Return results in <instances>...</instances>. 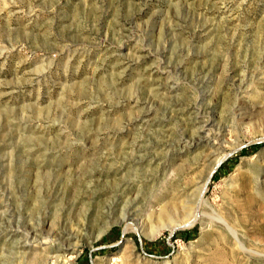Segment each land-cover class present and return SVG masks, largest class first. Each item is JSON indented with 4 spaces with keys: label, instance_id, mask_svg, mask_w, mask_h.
<instances>
[{
    "label": "rangeland",
    "instance_id": "374dc122",
    "mask_svg": "<svg viewBox=\"0 0 264 264\" xmlns=\"http://www.w3.org/2000/svg\"><path fill=\"white\" fill-rule=\"evenodd\" d=\"M0 264H264V0H0Z\"/></svg>",
    "mask_w": 264,
    "mask_h": 264
},
{
    "label": "bare ground",
    "instance_id": "6f19581e",
    "mask_svg": "<svg viewBox=\"0 0 264 264\" xmlns=\"http://www.w3.org/2000/svg\"><path fill=\"white\" fill-rule=\"evenodd\" d=\"M250 85V84H249ZM247 87V86H245ZM241 88L240 89V92H244V93H247L248 89L247 88ZM236 94V93H235ZM237 103V102H236ZM199 109V108H198ZM204 109V108H203ZM199 112V111H198ZM209 122H207L208 124ZM209 125V124H208ZM206 125V122H205V125L203 126H208ZM211 127V126H208V128ZM206 128V127H205ZM219 131V130H218ZM212 135V134H211ZM210 137V136H209ZM218 137V136H217ZM238 144V142H237ZM210 148H212V151H210L209 153V157H208V160L210 163V171L208 172V174L206 175V177L200 182V183H196L195 186L193 187V189L191 190H194L195 193L193 194H196V197H195V200L193 202H191L189 200V197L188 195L187 196H184V193H183V198L181 199L180 196L178 198H180V202L181 204L180 205H177L175 202L176 200L173 201V198L177 197L176 195L174 194H168L165 201L163 202V199H162V205L161 207L159 208V210L157 211L156 215L157 217H160V218H166V220H170V219H174L173 217L174 216H177V217H182L183 220H181L179 223L177 224H173V225H168V227L172 230L173 228H176V227H179V226H183V225H192L194 224L195 222L197 221H200L201 219V216L202 214L205 212L202 210V206L205 204V199H204V192L206 190V183L208 182L213 170H214V165L218 162V160L220 159L221 156H223L226 152V151H222V148L219 146L218 143H211V144H208ZM208 147V146H207ZM229 151V150H228ZM232 151V150H231ZM168 157V156H167ZM152 158V157H151ZM152 164V163H151ZM143 169V168H142ZM240 169V168H239ZM142 171V170H141ZM147 171V170H146ZM149 171V170H148ZM168 171V170H167ZM145 173V172H144ZM147 173V172H146ZM149 174V173H148ZM170 174V173H169ZM140 175V174H139ZM145 175V174H144ZM151 175V174H150ZM141 176V175H140ZM140 176L138 178H140ZM147 176V175H146ZM146 176H144L146 178ZM143 177V179H145ZM149 177V175L147 176ZM152 178V177H151ZM148 179V178H147ZM150 180V179H149ZM153 180V179H152ZM196 180V179H195ZM137 181V180H136ZM141 181V180H140ZM151 181V180H150ZM139 182V181H137ZM136 182V183H137ZM146 182V181H145ZM144 182V183H145ZM170 183V182H169ZM138 184V183H137ZM179 184V183H178ZM185 184V183H183ZM142 185V184H141ZM146 185V184H145ZM229 185V184H228ZM139 186V185H138ZM143 186V185H142ZM174 186V185H173ZM183 186V185H182ZM147 187V186H146ZM172 187V186H171ZM190 187V186H189ZM180 188V187H179ZM191 188V187H190ZM189 188V189H190ZM166 189V188H165ZM170 189V187H169ZM168 189V190H169ZM184 189V188H183ZM144 190V189H143ZM142 190V191H143ZM172 190V189H171ZM191 190H190V193H191ZM129 192V191H127ZM181 193V192H180ZM186 193V192H185ZM188 193V192H187ZM146 194V193H145ZM158 195V194H157ZM138 196V195H137ZM136 196V197H137ZM162 196V195H161ZM157 197V196H156ZM135 198V197H133ZM138 201V200H137ZM148 201V200H147ZM157 201V200H156ZM161 202V201H160ZM179 202V201H178ZM135 204V202H134ZM146 204V202H145ZM159 204V203H158ZM147 205V204H146ZM160 205V204H159ZM144 206V205H143ZM149 208V207H148ZM137 209V208H136ZM135 209V210H136ZM150 209V208H149ZM146 210V209H145ZM132 212V211H131ZM135 213V212H134ZM133 213V214H134ZM216 213V211H215ZM129 212L127 214H125L126 216H124V218L127 220V221H132V219L128 216ZM132 215V214H131ZM135 215V214H134ZM140 215V214H139ZM216 216V215H215ZM214 217V216H213ZM217 218H220L222 220V222L224 223V225L229 229L231 230L234 234H235V229L233 228V226H231V224H228L225 219H223L222 217H220V214L218 216H216ZM159 219V218H158ZM167 220V221H168ZM173 220H171L170 223H172ZM127 224V223H126ZM140 224V223H139ZM169 224V223H168ZM131 226V225H130ZM137 226V225H136ZM140 226V225H139ZM139 226H137L136 228H138ZM165 227V225H164ZM160 229V227H159ZM24 245V244H23ZM74 246V245H73ZM28 248V247H27ZM38 248V247H37ZM51 248V247H50ZM57 249V248H56ZM66 249V248H65ZM78 249V248H77ZM29 250V249H28ZM42 253L44 254V258L43 259H46L45 261L47 262V258H49V256L47 255V253L50 252V250L48 251L47 250V247H42ZM71 250V249H70ZM41 251V250H40ZM73 252V251H72ZM39 254V253H38ZM41 254V255H43ZM74 254V253H73ZM33 255V254H31ZM39 256V255H38ZM43 256H41L42 258ZM35 257L33 256V259ZM31 259V258H30ZM42 259V261H44ZM37 260V259H36ZM28 261V260H27ZM35 261V260H34ZM33 261V262H34ZM41 261V260H40ZM63 262V261H62Z\"/></svg>",
    "mask_w": 264,
    "mask_h": 264
},
{
    "label": "water",
    "instance_id": "95a60500",
    "mask_svg": "<svg viewBox=\"0 0 264 264\" xmlns=\"http://www.w3.org/2000/svg\"><path fill=\"white\" fill-rule=\"evenodd\" d=\"M235 151V150H234ZM234 151H232V152H230V153H228L225 157H227V156H229L231 153H233ZM222 161V160H221ZM219 164V162L217 163V165ZM216 165V166H217Z\"/></svg>",
    "mask_w": 264,
    "mask_h": 264
}]
</instances>
